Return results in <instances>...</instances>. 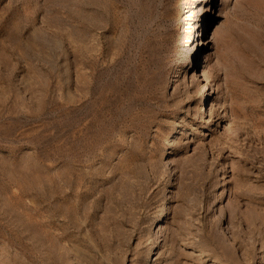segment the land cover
<instances>
[{
    "label": "rangeland",
    "instance_id": "obj_1",
    "mask_svg": "<svg viewBox=\"0 0 264 264\" xmlns=\"http://www.w3.org/2000/svg\"><path fill=\"white\" fill-rule=\"evenodd\" d=\"M0 264H264V0H0Z\"/></svg>",
    "mask_w": 264,
    "mask_h": 264
},
{
    "label": "bare ground",
    "instance_id": "obj_2",
    "mask_svg": "<svg viewBox=\"0 0 264 264\" xmlns=\"http://www.w3.org/2000/svg\"><path fill=\"white\" fill-rule=\"evenodd\" d=\"M202 46H203V44H202ZM202 74H203V73H202ZM177 75H178V74L176 73V74H175V77H176V78H179ZM203 75H204V76L206 77V79H207V86L212 87L211 80H210L209 78H207V75H206V74H203ZM202 112H205V111H202ZM174 133H176V132H174ZM166 214H167V213H166V210L163 211V213L160 214V216H159V220H158V222H160L162 218H165V217H166Z\"/></svg>",
    "mask_w": 264,
    "mask_h": 264
}]
</instances>
